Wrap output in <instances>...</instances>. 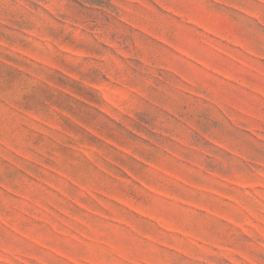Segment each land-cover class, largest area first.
<instances>
[{
    "label": "rangeland",
    "instance_id": "obj_1",
    "mask_svg": "<svg viewBox=\"0 0 264 264\" xmlns=\"http://www.w3.org/2000/svg\"><path fill=\"white\" fill-rule=\"evenodd\" d=\"M0 264H264V0H0Z\"/></svg>",
    "mask_w": 264,
    "mask_h": 264
}]
</instances>
